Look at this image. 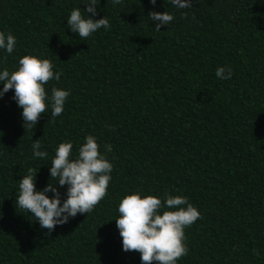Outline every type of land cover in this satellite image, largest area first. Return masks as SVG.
<instances>
[{
	"label": "trees",
	"instance_id": "obj_1",
	"mask_svg": "<svg viewBox=\"0 0 264 264\" xmlns=\"http://www.w3.org/2000/svg\"><path fill=\"white\" fill-rule=\"evenodd\" d=\"M0 264H264V0H0Z\"/></svg>",
	"mask_w": 264,
	"mask_h": 264
}]
</instances>
